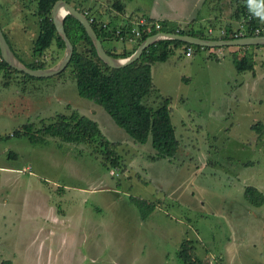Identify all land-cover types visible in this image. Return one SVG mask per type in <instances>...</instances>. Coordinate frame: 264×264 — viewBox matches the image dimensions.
<instances>
[{
  "label": "rangeland",
  "instance_id": "374dc122",
  "mask_svg": "<svg viewBox=\"0 0 264 264\" xmlns=\"http://www.w3.org/2000/svg\"><path fill=\"white\" fill-rule=\"evenodd\" d=\"M227 2L233 12V0ZM201 3L199 17L219 18L220 0ZM35 8L36 0H0L2 32L25 63L34 60ZM213 17L178 24L219 38ZM162 21L153 23L165 32ZM56 48L53 41L46 49L49 67L64 53ZM173 48L164 62L151 66L156 93L148 103L155 107L170 98L179 148L172 158L154 161L150 137L136 142L102 107L79 96L70 68L41 79L20 74L6 79L0 70V233L5 225L10 228V245L0 241V264H182L178 250L185 240L197 258L202 260L205 245L211 248L210 264H222L214 250L224 247L229 225L258 243L249 257L245 253L244 264H264V202L253 206L244 196L246 186L264 194V78L258 80L263 57L251 54L253 46L236 54L256 63L254 78L250 70H236L227 46L194 49L190 55L182 46ZM73 111L95 120L109 141L118 142L115 154L124 168L111 167L109 160L104 165L102 154L92 153L102 152L98 143H65L51 136L32 143L12 135L26 123L40 129L57 114ZM132 199L154 207L143 218Z\"/></svg>",
  "mask_w": 264,
  "mask_h": 264
},
{
  "label": "trees",
  "instance_id": "16d2710c",
  "mask_svg": "<svg viewBox=\"0 0 264 264\" xmlns=\"http://www.w3.org/2000/svg\"><path fill=\"white\" fill-rule=\"evenodd\" d=\"M56 1L58 0H36L35 14L38 18L39 32L33 44L34 60L30 63L24 62L26 66L32 69L49 67L44 57L46 49L53 41L58 49L64 50L65 48L64 41L57 33L51 18V9ZM66 1L72 4L79 0ZM233 2L235 4L233 11L235 19L246 20L250 17V20L246 22L249 28L264 26V22H261L250 13L247 0H233ZM78 6L80 8L74 7L84 12V7L86 6ZM124 7L125 5L121 0H113L111 3V8L118 13H122ZM104 8L106 7L100 6V9L96 8L98 10L97 15H102ZM90 13L92 12L90 11ZM145 19L149 24L141 26L142 35L135 42H132V49H122L120 52H117L114 49L104 47L105 51L117 58L130 55L146 37L154 33V19L148 17H145ZM99 20L97 17L91 24L101 42L106 39L121 40L123 43L128 42L127 38L130 37L133 26L131 21L127 19L128 21L125 20L118 29H109L108 24L103 26V22ZM162 23L165 31L175 32V28H169L166 21H162ZM189 23L192 24V21ZM147 28L151 29L150 32L147 31ZM177 28L180 29L179 33L181 34H190L207 39H236L230 28H225V34L220 35L219 38L207 36L205 33L198 34L191 29V25L188 28L181 26ZM64 30L74 49L66 68L56 76L63 75L65 70L70 68V74L75 80L79 96L89 99L102 107L116 125L122 128L136 142L143 144L150 137L152 148L155 151L152 156L153 161L156 159L172 158L179 148V142L176 138L175 128L171 119L170 98H163L155 107L148 103L149 97L153 93H156L152 82L151 66L155 62H164L172 53L173 47H181L182 45L191 46L193 49H206L207 47L179 40H160L146 48L133 63L121 68H111L98 57L84 26L69 14L64 18ZM245 35L252 36L250 31ZM259 35H263V33H259ZM77 45L80 46L78 47ZM214 56L218 58L217 55ZM232 57L237 71L253 70L255 62L251 59L248 61L245 55L240 60L237 59L236 54H233ZM0 70L3 71V77L6 79H9L13 74H20L22 77L29 79H41L14 69L2 59L1 54ZM54 118H56L55 121L40 129H34L33 123H26L23 125L21 131L16 130L12 135H24L32 143L38 142L39 139L42 142L43 136L58 138V140L65 143L90 146L98 143L103 148L102 152L99 153L95 149V152L93 151L92 153L95 155L102 154L99 157L104 165L107 166L105 160H109L111 167L121 166V169L125 167L122 164L121 156L118 153L115 154L116 148L119 147L118 142L109 141L102 134L95 120L77 111H73L71 114H57ZM103 154H106V156ZM244 196L253 206H261L264 202V194L253 186L245 187ZM132 201L141 209L143 218L154 207L152 203H147L141 199H132ZM178 257L182 264H203L195 256L194 246L188 240L181 243Z\"/></svg>",
  "mask_w": 264,
  "mask_h": 264
},
{
  "label": "crops",
  "instance_id": "0c3cea01",
  "mask_svg": "<svg viewBox=\"0 0 264 264\" xmlns=\"http://www.w3.org/2000/svg\"><path fill=\"white\" fill-rule=\"evenodd\" d=\"M84 1L79 0L76 2H78L80 5H85L89 8H91V6H93L94 9L97 8L96 5L106 7L103 9L102 15H100V14L97 15L98 13H97L96 9L94 11L92 9H90V11L93 13V15L96 16V19L98 17L100 19L99 21L105 23V25L108 24L109 29H113V28L118 29L120 27V25H122L124 23V21L127 19L129 21H136L137 19L143 18V17L144 18L148 17V18H152V19L164 20L167 22V25L169 28L174 27L175 29H176V25L180 26L179 24H181V22L186 23V22H190L192 20L199 18V22L203 23L202 20L208 21V19H211V17H213V16H206V17H203V16L199 17L198 16L199 15V9L201 8V4H202L201 2L204 3L206 0H121V2H123L125 5L124 11L122 13L115 12L111 8V3L113 0H84ZM220 1H221V5L219 7V10H220V14H218L219 18H216L215 16L213 18L216 21H219V23H218L219 25H217L219 30L223 29V26H224V30H225V28H228V29L230 28L234 32V30H237L239 28L241 19L237 20L234 18L233 12H231L230 3L228 4V2H227L229 0H223V1L220 0ZM145 3H150L151 5L158 7V8L157 9H149L145 6ZM223 17L225 20H223ZM231 22H232V24H231ZM207 23L210 24V22H207ZM223 23L226 26L222 25ZM195 27H197V26H195ZM262 27H264V26H262ZM191 29L193 31L197 32L198 34H200V33L206 34V30H204V29H200V28L199 29L191 28ZM165 32H168V31H165ZM172 33H176V32H172ZM261 33H263V35H264V29L261 31ZM251 35L257 36V35H254L252 32H251ZM245 36H248V35H245ZM201 38H204V37H201ZM6 40H7V38H6ZM7 42H8V40H7ZM102 44L103 45L105 44L104 46L106 48L114 49L117 52H120V50H122V49L130 50L133 47L132 46L133 43H128V42L123 43L121 40H115V39L114 40L106 39L102 42ZM9 45H10L11 49L14 51V53L17 54L15 52V49L13 48V46H11L10 43H9ZM250 46H253V48L251 49V54H253L256 57H258V56L263 57L260 60V67H262L264 69V44H244V45H234V46H227V47H229L228 50L233 52L231 54L235 55L238 53H240V54L247 53L248 48H250ZM182 47H186V46L182 45ZM219 48H222V47H219ZM219 48L215 47V49H219ZM183 49L185 51V48H183ZM192 49H193V47H192ZM54 51H55V53H57V52H60V49L56 48V49H54ZM193 51H194V49H193ZM255 66H256V63L253 66V70H250V71H252V76H254V78H257ZM263 78H264V71L260 74V77L258 79L260 82L259 84L262 83L261 80ZM10 226L12 227V225H10ZM3 229H5V232L0 233V241L2 242L5 238V247H6V245H8V246L10 245V242H8L6 240L8 234H9V230H10L9 225H5V228L3 227ZM261 229H263V228L261 227ZM228 230H229L228 234H225V237H224V239H225L224 240V244H225L224 247L222 249H220V248H217V246H216L214 251L217 253L218 257H220L222 264H244L243 256L245 255V253L248 252L249 249H251V246H252V249L257 247L258 243L256 244L253 241V244H252L251 242L247 241L246 239H243L241 236H238L237 232H236V226H234V225H229ZM233 231H234V236L232 235ZM200 250H201V254H203V256L201 257L202 260L200 259L201 262H203V264H210L211 263L210 253H212L210 251L211 248L206 247L204 245V247L200 248ZM202 250H204L205 252H203ZM252 251H254V250H252ZM249 255H250V253L248 252V257H249ZM48 258H51V255H49Z\"/></svg>",
  "mask_w": 264,
  "mask_h": 264
},
{
  "label": "water",
  "instance_id": "95a60500",
  "mask_svg": "<svg viewBox=\"0 0 264 264\" xmlns=\"http://www.w3.org/2000/svg\"><path fill=\"white\" fill-rule=\"evenodd\" d=\"M67 14L73 16L84 26L87 35L90 37L95 47L98 57L111 68H121L133 63L141 56L142 52L146 48L160 40H179L189 44L199 45L201 47H225L244 44H264V35L243 36L236 39H207L190 34L160 31L146 37L130 55L117 58L109 55L105 51L104 46L98 38L95 30L93 29L92 24L88 21V18L83 12L76 9L66 0H58L52 6L51 18L53 20L57 33L65 44L62 58L54 66L41 69H32L26 66V64L16 56L9 43L7 42L0 27V54L2 59L14 69L38 78L52 77L62 72L68 65L74 49L73 44L71 43L64 30V18Z\"/></svg>",
  "mask_w": 264,
  "mask_h": 264
},
{
  "label": "built area",
  "instance_id": "2783aa9c",
  "mask_svg": "<svg viewBox=\"0 0 264 264\" xmlns=\"http://www.w3.org/2000/svg\"><path fill=\"white\" fill-rule=\"evenodd\" d=\"M84 14L86 15V17L88 18V21L90 23L93 22L94 20H96V17L92 13H90L88 7H84ZM249 20H250V17H248L246 20L242 19L240 21L239 28L237 30H234V32L232 33L235 38L245 36V34H247L248 31L252 32L254 35H259V33H261V31L264 29V27H251V28H249L247 23H246ZM147 22L148 21L145 18H140L137 21H135L136 24L135 23L132 24L133 25L132 31H131V35L129 37L131 39L130 41L135 42L137 39H139L141 37L142 31L140 28L142 25H148L149 22L148 23ZM153 25H154L153 31L157 30L156 32H160L161 26H159L158 24L155 25L154 23H153ZM103 26H105V23H103ZM150 30H151L150 28H147L148 32H150ZM179 31H180L179 28L175 29L176 33H179ZM207 32L209 34L212 33V29H210V28L207 29ZM225 32L226 31L224 29L219 30L220 35H224ZM184 48H185L186 54H189V55L192 54L193 49L191 46H186Z\"/></svg>",
  "mask_w": 264,
  "mask_h": 264
},
{
  "label": "clouds",
  "instance_id": "9594fccd",
  "mask_svg": "<svg viewBox=\"0 0 264 264\" xmlns=\"http://www.w3.org/2000/svg\"><path fill=\"white\" fill-rule=\"evenodd\" d=\"M247 4L250 13H252L261 22H264V0H247Z\"/></svg>",
  "mask_w": 264,
  "mask_h": 264
}]
</instances>
